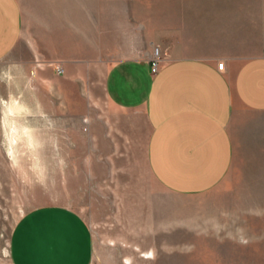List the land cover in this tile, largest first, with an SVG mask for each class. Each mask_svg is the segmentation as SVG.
<instances>
[{
	"label": "rangeland",
	"instance_id": "rangeland-1",
	"mask_svg": "<svg viewBox=\"0 0 264 264\" xmlns=\"http://www.w3.org/2000/svg\"><path fill=\"white\" fill-rule=\"evenodd\" d=\"M19 2L23 33L0 60V96L7 100L20 90L36 107L21 121L43 133L49 161L43 177L32 160L12 164L0 99V264H14L6 253L13 229L43 205L82 215L93 236L90 264H264V171H254L264 166L239 163L209 192L173 194L149 171L143 116L129 121L121 114L104 134H92L84 120L109 117L105 100L74 117L50 111L45 88L58 64L95 67L101 77L114 62L147 57L157 48L167 56L219 48L241 58L256 55L264 0ZM237 229L247 244L236 242Z\"/></svg>",
	"mask_w": 264,
	"mask_h": 264
},
{
	"label": "crops",
	"instance_id": "crops-1",
	"mask_svg": "<svg viewBox=\"0 0 264 264\" xmlns=\"http://www.w3.org/2000/svg\"><path fill=\"white\" fill-rule=\"evenodd\" d=\"M23 27L19 0H0V60L18 46ZM255 39L259 51L246 58L222 48L164 54L157 73L136 57L114 62L101 77L95 67L58 64L45 78L50 111L82 117L105 100L109 117L84 120L92 134H104L121 114L129 121L143 116L145 156L155 180L173 194L209 192L239 163L264 166V25ZM10 255L14 264H90L92 231L67 206H39L16 223Z\"/></svg>",
	"mask_w": 264,
	"mask_h": 264
},
{
	"label": "bare ground",
	"instance_id": "bare-ground-1",
	"mask_svg": "<svg viewBox=\"0 0 264 264\" xmlns=\"http://www.w3.org/2000/svg\"><path fill=\"white\" fill-rule=\"evenodd\" d=\"M17 92H11L7 100L0 96L3 105L2 127L5 135L3 143L13 165L23 167L25 161L32 160L33 168L43 177L49 161L41 148L45 136L35 126L21 121L22 117L35 112L36 107L25 99L22 91ZM150 252L152 251L146 252L147 257L144 258H149ZM6 253L10 255L9 250H6Z\"/></svg>",
	"mask_w": 264,
	"mask_h": 264
},
{
	"label": "built area",
	"instance_id": "built-area-1",
	"mask_svg": "<svg viewBox=\"0 0 264 264\" xmlns=\"http://www.w3.org/2000/svg\"><path fill=\"white\" fill-rule=\"evenodd\" d=\"M143 59H146L150 62L151 70L153 73H157L165 61L164 54L159 48L154 50V52L152 54L148 55L147 57H143ZM218 67H219V69H223L224 62L220 63L218 65ZM62 71H63V69L59 68V72H62Z\"/></svg>",
	"mask_w": 264,
	"mask_h": 264
},
{
	"label": "clouds",
	"instance_id": "clouds-1",
	"mask_svg": "<svg viewBox=\"0 0 264 264\" xmlns=\"http://www.w3.org/2000/svg\"><path fill=\"white\" fill-rule=\"evenodd\" d=\"M237 232L240 233L238 239H236L237 243H241V244H247L248 240L247 238L243 235V229H237ZM231 238V237H230Z\"/></svg>",
	"mask_w": 264,
	"mask_h": 264
}]
</instances>
